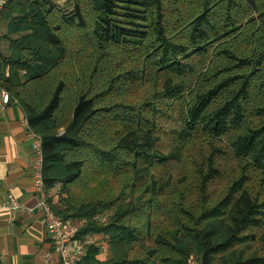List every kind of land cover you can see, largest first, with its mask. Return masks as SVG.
<instances>
[{"label": "trees", "instance_id": "trees-1", "mask_svg": "<svg viewBox=\"0 0 264 264\" xmlns=\"http://www.w3.org/2000/svg\"><path fill=\"white\" fill-rule=\"evenodd\" d=\"M2 40L82 264H264V0H10Z\"/></svg>", "mask_w": 264, "mask_h": 264}, {"label": "crops", "instance_id": "crops-1", "mask_svg": "<svg viewBox=\"0 0 264 264\" xmlns=\"http://www.w3.org/2000/svg\"><path fill=\"white\" fill-rule=\"evenodd\" d=\"M3 91L0 86V264H60L43 216L37 211L31 216L14 214L3 206L9 193L28 208H35L40 198L35 190V150L28 137L26 113L12 97L4 103Z\"/></svg>", "mask_w": 264, "mask_h": 264}, {"label": "built area", "instance_id": "built-area-1", "mask_svg": "<svg viewBox=\"0 0 264 264\" xmlns=\"http://www.w3.org/2000/svg\"><path fill=\"white\" fill-rule=\"evenodd\" d=\"M10 0H0V13ZM67 0H58L60 5L64 4ZM10 94L3 91L2 100L4 103L10 101ZM28 129V137L32 141L35 150L33 161V169L35 176V190L39 195V201L35 208L25 207L12 193H9L5 198L3 206L7 207L14 214L25 213L31 216L35 211L43 216L48 231L49 238L54 247V251L58 254L60 264H82L86 256L87 250L92 246H97L101 249L103 255H108L109 244L108 238L104 235L93 234L77 238L78 231L85 225L84 220L65 219L57 215L48 201L49 193L47 191L44 181V156L42 150V139L39 135L33 132L28 122H26ZM54 192L61 191V185L57 184ZM66 198L65 193L62 194ZM94 221L98 224H105L107 217L104 214H97ZM195 264V263H192Z\"/></svg>", "mask_w": 264, "mask_h": 264}, {"label": "rangeland", "instance_id": "rangeland-1", "mask_svg": "<svg viewBox=\"0 0 264 264\" xmlns=\"http://www.w3.org/2000/svg\"><path fill=\"white\" fill-rule=\"evenodd\" d=\"M1 43H2V46L5 45V47L8 45L7 41H5V40L0 41V46H1ZM2 49H4V48L2 47Z\"/></svg>", "mask_w": 264, "mask_h": 264}]
</instances>
